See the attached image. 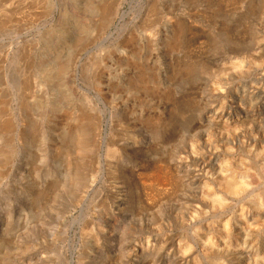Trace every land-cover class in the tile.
I'll return each mask as SVG.
<instances>
[{"label": "rangeland", "instance_id": "obj_1", "mask_svg": "<svg viewBox=\"0 0 264 264\" xmlns=\"http://www.w3.org/2000/svg\"><path fill=\"white\" fill-rule=\"evenodd\" d=\"M0 111V264H264V0H0Z\"/></svg>", "mask_w": 264, "mask_h": 264}, {"label": "bare ground", "instance_id": "obj_2", "mask_svg": "<svg viewBox=\"0 0 264 264\" xmlns=\"http://www.w3.org/2000/svg\"><path fill=\"white\" fill-rule=\"evenodd\" d=\"M110 7L111 6H107V9H110ZM113 8V7H112ZM6 59V58H5ZM15 59V58H14ZM12 60V59H11ZM7 67V66H6ZM186 67V66H185ZM15 69V68H14ZM62 69H64V66L63 67H61V70ZM194 70V69H193ZM10 72V71H9ZM3 78V77H2ZM5 78V77H4ZM18 78V77H17ZM144 78V76H140L138 79H132V84H131V82H129L130 84H131V86L129 85L127 88H126V90L128 91L129 89H131L133 86H135V89L134 88H132L133 90H134V92H135V90H136V87L138 88V89H140V88H143V87H145V83H147L149 80H145V79H143ZM181 80V79H180ZM2 81V80H1ZM3 82V81H2ZM5 82V81H4ZM6 82H8V81H6ZM12 83V82H11ZM28 83V82H27ZM1 84H3V83H1ZM8 84V83H7ZM20 84V83H19ZM149 84V83H148ZM3 86V85H2ZM10 86H12V84H10ZM150 87V86H149ZM12 88V87H11ZM148 88V87H147ZM151 88V87H150ZM153 88V87H152ZM2 89H4V88H2ZM8 90H11L10 88L8 89ZM14 90V89H13ZM143 90V89H142ZM144 90H146L145 88H144ZM22 91V90H21ZM132 91V90H131ZM2 92V91H1ZM7 93H10V92H7ZM136 93H138V92H136ZM6 95V94H5ZM12 95V94H11ZM10 95V96H11ZM27 95V94H26ZM5 97V96H4ZM14 97V96H13ZM16 97V96H15ZM12 98V97H11ZM26 98V97H25ZM24 98H22V100H23ZM29 99V98H28ZM11 100V99H10ZM27 100V99H26ZM26 100H24V101H26ZM8 101V100H7ZM12 101V100H11ZM32 101V100H31ZM29 102V101H28ZM24 104V103H23ZM27 104V103H26ZM31 105V104H30ZM30 105H28V106H30ZM13 106V105H12ZM27 106V105H26ZM18 107V106H17ZM31 107V106H30ZM36 107V106H35ZM38 107H40V106H38ZM29 108V107H28ZM23 109V108H22ZM9 110V109H8ZM25 110H26V107H25ZM28 110H30V109H28ZM1 112V111H0ZM10 114V113H9ZM82 114V113H81ZM6 116V115H5ZM73 116V115H72ZM76 116H77V114H76ZM79 116H80V114H79ZM92 117V116H91ZM71 118V117H70ZM2 119V118H1ZM84 120V119H88V117L86 118V114H84V115H82V116H80L79 117V119L78 120ZM77 120V121H78ZM80 120V122H78V124H76L77 123V121L75 122V124L77 125V127H76V129H77V133H78V135H77V133H76V135L75 134H73V132H72V134H70L69 136H68V139H71V140H74V141H72V142H75V144H77V147L79 148V150L80 151H88L89 149H90V147L89 146H91L92 144H93V142H92V135H91V133H90V129L92 128H90L89 127V125L87 124V120L86 121H81ZM7 121V120H6ZM15 121V120H14ZM75 121V120H74ZM90 121V120H89ZM25 122V121H24ZM13 123V122H12ZM23 124V123H22ZM22 124H20V125H22ZM33 124V123H32ZM10 126H11V120H10V123H8V122H3V124H0V128H2V129H4V131L5 132H7L9 129H10ZM26 126V125H25ZM24 126V127H25ZM29 126H30V123H29ZM92 126V125H91ZM94 127V126H93ZM29 129V128H28ZM76 129H74V130H76ZM92 130H94V129H92ZM24 132V131H23ZM22 132V133H23ZM149 132V131H148ZM151 133V132H150ZM9 134V133H8ZM5 135V134H4ZM24 135V134H23ZM26 135V134H25ZM73 135V136H72ZM28 136H30V135H28ZM4 137V136H3ZM8 137V136H7ZM26 137V136H25ZM8 138H10V137H8ZM24 138V137H23ZM29 138V137H28ZM34 138V137H33ZM6 139V138H5ZM7 140V139H6ZM31 140V139H30ZM70 141V140H69ZM68 142V141H67ZM67 145V144H66ZM70 146V145H69ZM76 148V147H75ZM68 149H66V147H64V146H62V147H60V145H59V147L58 148H56V147H54L53 149H52V158H54V159H56V158H58V161H59V159H60V165L61 166H63V170H64V173L63 174H65L69 179H70V182L74 185V184H78V182H79V184H80V187H81V184H82V187L83 186H85L86 185V182H85V180H83L82 182H80V181H75V176H76V174H79L80 172H82V171H80L79 170V166L76 164V163H74L70 158H68V154H72V153H70V151H69V153H68V151H67ZM263 150V149H262ZM261 150V151H262ZM261 151H259V152H261ZM63 152V153H62ZM68 153V154H67ZM85 154V153H84ZM1 155H2V153H1ZM23 155V154H22ZM34 155V154H33ZM32 155V156H33ZM89 155H91V154H89ZM86 156V155H85ZM4 157V156H3ZM89 158V157H88ZM20 159V158H19ZM37 159V158H36ZM90 159V158H89ZM91 159H92V157H91ZM31 160V159H30ZM87 160V159H86ZM126 160V159H125ZM55 161V160H54ZM84 161V160H83ZM91 162V161H90ZM27 163H29V162H27ZM33 163V162H32ZM80 163H82V162H80ZM85 164H86V162H84ZM83 164V163H82ZM32 165V164H31ZM84 165V164H83ZM89 165V164H88ZM30 167V166H29ZM84 167V166H83ZM245 167V166H244ZM263 167V166H262ZM82 168V167H81ZM85 168V167H84ZM248 168V167H247ZM86 169H87V167H86ZM86 169H85V171H86ZM30 170V169H29ZM76 171H77V173H76ZM80 171V172H79ZM90 171V170H89ZM245 171V170H244ZM63 172V171H62ZM262 172H263V170H262ZM83 173H85L84 172V170H83ZM86 174V173H85ZM85 174H83V175H85ZM89 174H90V172H89ZM88 174V175H89ZM81 175H82V173H81ZM82 175V176H83ZM243 175V174H242ZM246 175V174H245ZM253 176V175H252ZM83 177H85V176H83ZM88 177V176H87ZM151 177L153 178V179H156V180H164V181H166L167 179H168V177H169V175H168V173H167V170L164 168V167H160V166H158V167H156L155 169H153V171L151 172ZM258 177V176H257ZM261 177V176H260ZM262 177H264V175H262ZM242 179V178H241ZM63 181V180H62ZM260 181V180H259ZM67 182V181H66ZM64 184V183H63ZM68 184V183H67ZM79 184H78V187H79ZM77 186V185H76ZM237 186V185H236ZM238 186H240V185H238ZM75 187V186H74ZM81 187V188H82ZM233 187H235V186H233ZM242 188V187H241ZM245 188V187H244ZM65 189V188H64ZM243 189V188H242ZM236 191H237V189H235ZM262 190V189H261ZM79 191V190H78ZM78 191H76V192H78ZM232 191H234V189L232 190ZM240 191V190H239ZM239 191H237V192H239ZM258 191V190H257ZM79 192H81V191H79ZM231 192V191H230ZM236 192V193H237ZM74 193V192H73ZM256 193V192H255ZM264 193V192H263ZM74 195V194H73ZM80 195H81V193H80ZM74 197V196H73ZM80 196H78L77 197V199L79 198ZM75 198H76V195H75ZM74 198V199H75ZM217 199H219V198H217ZM76 200V199H75ZM260 200V199H259ZM217 201V200H216ZM261 202V201H260ZM218 203V202H217ZM263 209V208H262ZM240 213V212H239ZM253 217V216H252ZM258 217V216H257ZM227 218V217H226ZM227 225V220L224 222V226H226ZM228 226V225H227ZM223 227V226H222ZM226 228V227H225ZM224 229V228H223ZM225 233V232H224ZM228 234V233H227ZM227 238V237H226ZM241 238V237H240ZM243 238V237H242ZM209 243H211V242H209ZM189 244V243H188ZM101 245H102V243H101ZM186 248V247H185ZM253 248V249H252ZM188 250V249H187ZM256 251H257V249L255 248V247H252V245L249 243L248 245H246L245 246V248L243 249V251L242 252H245L246 254H248V256H249V254H252V256L254 255V257H255V260L257 261V260H259V262L260 261H263V258H261V256H260V254L258 253H256ZM2 261V260H1ZM2 262H4V261H2ZM6 263H7V261H6ZM213 264V263H212Z\"/></svg>", "mask_w": 264, "mask_h": 264}]
</instances>
